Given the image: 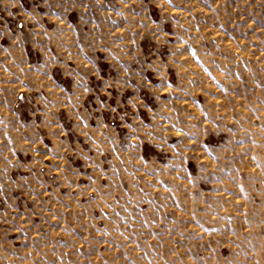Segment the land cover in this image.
Returning a JSON list of instances; mask_svg holds the SVG:
<instances>
[{
    "label": "rangeland",
    "instance_id": "obj_1",
    "mask_svg": "<svg viewBox=\"0 0 264 264\" xmlns=\"http://www.w3.org/2000/svg\"><path fill=\"white\" fill-rule=\"evenodd\" d=\"M0 264H264V0H0Z\"/></svg>",
    "mask_w": 264,
    "mask_h": 264
}]
</instances>
